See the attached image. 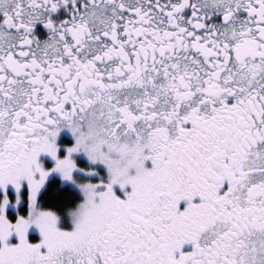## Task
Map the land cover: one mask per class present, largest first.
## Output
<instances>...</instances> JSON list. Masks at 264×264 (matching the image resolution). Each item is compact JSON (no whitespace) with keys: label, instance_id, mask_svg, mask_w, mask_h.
<instances>
[{"label":"snow or ice","instance_id":"1","mask_svg":"<svg viewBox=\"0 0 264 264\" xmlns=\"http://www.w3.org/2000/svg\"><path fill=\"white\" fill-rule=\"evenodd\" d=\"M0 264H264V0H0Z\"/></svg>","mask_w":264,"mask_h":264}]
</instances>
